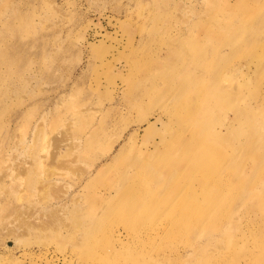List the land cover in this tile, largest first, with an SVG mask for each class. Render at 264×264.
Returning <instances> with one entry per match:
<instances>
[{
    "label": "rangeland",
    "instance_id": "1",
    "mask_svg": "<svg viewBox=\"0 0 264 264\" xmlns=\"http://www.w3.org/2000/svg\"><path fill=\"white\" fill-rule=\"evenodd\" d=\"M261 154L264 0H0V264H264Z\"/></svg>",
    "mask_w": 264,
    "mask_h": 264
},
{
    "label": "bare ground",
    "instance_id": "2",
    "mask_svg": "<svg viewBox=\"0 0 264 264\" xmlns=\"http://www.w3.org/2000/svg\"><path fill=\"white\" fill-rule=\"evenodd\" d=\"M258 0H254V2H257ZM234 51H237V49H235ZM216 85V84H215ZM231 99H236V96L235 95H231ZM247 111L248 112H251V113H254L255 112V110H254V108H248L247 109ZM156 120L157 119H160V116H158V117H156L155 118ZM238 150H240V149H238ZM184 153V151H182L181 153H179L178 155V157H177V159H178V161H179V157H180V155H182ZM254 153V149L253 150H251L250 152H249V154L248 155H252ZM244 155H246V154H243V155H241V157H243ZM189 159H191L192 161H193V159H197L196 157H191V156H187ZM240 157V158H241ZM168 158H169V160H168V162H167V165H166V169L167 170H170L171 168H173V166L176 164L175 162H174V160H175V157H173V156H171V155H168ZM198 162V161H197ZM197 162H195V163H197ZM252 163H251V165H250V167L249 168H252V169H254L255 167V170H257L258 172H257V174L255 175V178H254V180H253V182H252V184L250 185V187H246V188H248V189H253L254 187H255V185H258L260 188H258V190H260V191H264V168H261L263 165H264V154H261L260 156L258 155L257 156V158L255 159V160H253V161H251ZM199 164V163H198ZM197 164V165H198ZM177 168L179 167V166H176ZM172 174H174V172L172 171V172H169L166 176H161L160 177V179L159 180H156L155 182H157V183H160V182H162L163 180V183H166L167 181H169L170 179H172L173 177H174V175L171 177V178H168L169 176H171ZM235 174H236V176L237 177H241L242 176V174H244V170L241 168V167H237L236 169H235ZM154 176H156V175H152L151 176V180L152 181H154L153 179L155 178ZM170 188V187H169ZM172 189V188H171Z\"/></svg>",
    "mask_w": 264,
    "mask_h": 264
}]
</instances>
